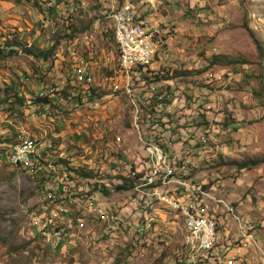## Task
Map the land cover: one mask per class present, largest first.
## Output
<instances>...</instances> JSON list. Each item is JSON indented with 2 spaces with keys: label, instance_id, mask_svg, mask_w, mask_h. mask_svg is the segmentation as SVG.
Segmentation results:
<instances>
[{
  "label": "rangeland",
  "instance_id": "rangeland-1",
  "mask_svg": "<svg viewBox=\"0 0 264 264\" xmlns=\"http://www.w3.org/2000/svg\"><path fill=\"white\" fill-rule=\"evenodd\" d=\"M83 1L74 0L76 8L70 12L68 0H0V46L16 38L20 25L22 40L51 49L49 59L57 53L65 56L54 65L17 49L0 60V140L6 135L13 140L36 138L41 156L34 161L39 171L12 167L0 156V264H185L182 217L155 203L150 211L156 221L140 231L141 217L131 219L136 210L124 213L118 205L126 206L137 198L136 193L131 188L114 190L135 167L123 156L130 158L142 147L134 121L147 133L153 120L160 122L158 139L163 145L165 124L172 126L170 142L186 138L182 144L190 154L183 160L188 162L190 177L205 188L213 187L208 204L218 223L222 253L234 255L243 264H264V161L237 166L243 160L264 158V56L260 57L257 45L264 49V0H156L160 3L149 12L157 23H148L160 30L154 29V37L160 41L162 60L169 62L163 67L165 76L172 78L158 90L180 91L192 114L183 113L178 101L171 112L165 108L152 112L158 103L155 99L139 106L137 118L128 95L105 94L101 87H97L98 95H89L69 75V65L76 58L71 51L87 53L89 43L98 50L97 42L103 41L105 33L104 39L110 37L105 49L112 51L113 59L101 65L109 71L101 69L102 74L111 75L117 68L118 48L108 11L100 15L102 33H97L93 23L98 16L82 18L76 11L98 10L102 4ZM138 1L116 0L114 6L127 2L136 10ZM18 7L20 18L13 16L18 15ZM57 9L64 10L65 17ZM81 40L89 43L81 46ZM215 54L243 61L214 64ZM51 80L59 91L66 90L65 96L74 93L76 98L64 101L62 110L52 106V120L38 119L36 90ZM171 98L165 101L171 103ZM194 126L202 127L205 141L189 143L195 135L189 128ZM117 135L122 138L117 152L102 144L111 145ZM88 142L94 150L90 172L83 162L89 155L82 144ZM115 155L122 156L123 162L114 160ZM65 174L68 182H64ZM62 182L65 191L57 193ZM100 188L109 190L102 192L107 196L103 198L107 213L89 210L90 202L96 201L90 196L101 193ZM49 191L58 197L51 200ZM47 214L65 227L61 243L43 238L35 224Z\"/></svg>",
  "mask_w": 264,
  "mask_h": 264
},
{
  "label": "built area",
  "instance_id": "built-area-1",
  "mask_svg": "<svg viewBox=\"0 0 264 264\" xmlns=\"http://www.w3.org/2000/svg\"><path fill=\"white\" fill-rule=\"evenodd\" d=\"M107 16L112 21L113 35L118 48L117 68L111 75L104 76V83L109 85V93L120 91L128 95L134 106L135 118H137L141 104L149 105L151 100L155 99L158 103L152 106V112L157 108H165L171 112L170 103L165 100L172 96L171 103L180 102V108L184 107L187 114H192L191 107L185 106L186 98L180 94V91H173L170 88L172 95L167 90L163 92L158 90L160 84L165 82H162V74L152 67V64L160 49V41L155 39L153 28L139 18L135 7L127 2L119 7L111 6ZM71 53L73 56L76 53V58L70 64L69 75L74 82L89 89L94 85V76L85 58L77 54V49H73ZM111 60L109 57L105 58L104 66ZM56 91L57 88L53 84L39 91L38 95L47 97L48 101L37 104L35 109L38 113L46 116L53 113L52 106L56 103L55 96H58ZM74 95L70 97V100L76 98ZM133 127L138 133V139L145 152L140 161L135 167H131L126 175L132 179L131 189L137 196L135 207L138 216L141 217V225L138 229L140 231L144 228L148 229L156 221L150 210L155 203H158L165 209L176 212L183 219L182 241L185 247L183 259L185 264H207L208 262L209 264H243L234 255L222 253L223 248L218 244V223L208 204V200L213 198L212 189L196 184L189 175L188 162L183 160L182 156L170 153L167 147L162 142L160 143L158 139L162 131L160 122L153 120L147 133H142L144 126L141 127V124L136 121ZM165 127L166 132L163 135L168 137L172 126L165 124ZM200 127L189 128L195 131L193 138L188 140L189 143L205 141ZM180 133L189 135L184 130H180ZM121 139V136L117 135L114 142L120 143ZM183 139L185 140L180 141L186 142V138ZM37 141L36 138H21L14 139L11 143H0V148H2L0 156L12 167L21 169L32 167L33 170L39 171L41 167L34 163L38 157H41L38 153ZM63 176L64 182L70 180L66 174ZM62 183L57 185V193L65 191V184ZM172 183L174 184L171 186ZM48 197L54 200L58 196L49 191ZM35 224L46 240L54 238L57 244L64 240L65 227L57 223L53 214L38 218ZM140 234L142 235L143 232ZM243 245H247V240H244ZM226 250L229 249L225 248Z\"/></svg>",
  "mask_w": 264,
  "mask_h": 264
},
{
  "label": "crops",
  "instance_id": "crops-1",
  "mask_svg": "<svg viewBox=\"0 0 264 264\" xmlns=\"http://www.w3.org/2000/svg\"><path fill=\"white\" fill-rule=\"evenodd\" d=\"M19 1V0H18ZM30 1H32V0H30ZM34 1V0H33ZM68 1H71L72 3H70L67 7H68V9L67 10H69L70 12H71V9H75L76 7L74 6V4H75V2H74V0H68ZM92 1H95V0H86V1H83L85 4H88V2H92ZM8 2V0H6V3ZM98 2L99 3H101L102 5L98 8V10H89V8H87L86 9V12H83V11H79V10H77L76 11V13L77 14H79V15H82V18H86V17H88V18H91V16H93V15H97L98 16V18L94 21V23H93V28H94V31L95 32H97V33H102L101 32V28H100V26H99V19H100V15H102V14H105L107 11H109V10H107L106 8L107 7H111V6H114L117 2H116V0H98ZM29 3V2H28ZM157 3H160V1H157L156 2V0H139L138 2H136L135 4V6H136V11H137V14H138V16H139V18L146 24V25H148V26H150V27H152L153 28V26L150 24V23H148V21H151L152 23H157V22H155L156 21V18L153 16V13L152 12H149V9H152L153 7H155V4H157ZM14 5V4H13ZM30 5V4H29ZM15 6V5H14ZM70 7H72V8H70ZM64 7H63V4H61V6H60V9H63ZM108 8V9H109ZM16 10V13L18 14V15H16V14H13V16L14 17H18V18H20V15H19V13L21 12L20 10H19V7L18 8H16L15 9ZM64 12V10L62 11V12H58V9H57V14H59V15H61L62 17H65V14L63 13ZM101 13V14H100ZM67 15V14H66ZM61 17V18H62ZM106 17H107V19H110L108 16H107V13H106ZM13 21H15V20H13ZM110 21H111V19H110ZM154 21V22H153ZM111 23H112V21H111ZM110 23V24H111ZM154 25H156V24H154ZM108 28H109V26H108ZM108 28H106V29H104L105 31H107V29ZM154 29H156L158 32H160V30L159 29H157V28H153V30ZM22 30V26H18V28H17V33L18 34H15V36H16V38H18V40H20V41H22V43H24L25 44V46H26V48H28V47H30L31 46V44H36L37 46H39V47H41L40 45H39V42H36V41H34V42H32V43H28L26 40H22L24 37H23V35H20V31ZM67 30H69V29H67ZM14 31H16V30H14ZM94 33V32H93ZM154 33H156L155 32V30H154ZM106 34V33H105ZM105 34H103L102 35V39H103V41L102 42H97V44H98V50H96V48H94V46L92 45V43H89L88 42V40H81V41H78L79 43H80V45L82 46L83 44H85V45H87L88 43V49H87V53L85 52H80L79 53V51H78V53H79V55H82L84 58H85V61H86V64H87V66L89 67V70H90V72L92 73V75L94 76V85H92L91 87H89V89H87V90H89L90 92H89V95H98V93H99V91L97 90V87H101L103 90H106L105 91V94H108L107 93V91H109L108 90V86H106V84L103 82L104 81V79H103V81H102V83H100L99 82V77L100 76H102L103 78H104V76L105 75H103L102 74V71H101V69H103V70H106L107 71V69L106 68H102V66L101 65H104V60H105V58H111V59H113V54H112V51H110V50H108V49H105V43H109L110 41H109V36L108 37H106V39H104V35ZM160 34V33H159ZM93 35V34H92ZM93 36H96V35H93ZM105 36H107V35H105ZM87 37V36H86ZM34 39H36V37L34 38ZM93 39V41H96V40H94V37L92 38ZM160 40H161V36H160ZM90 41V40H89ZM91 44V45H90ZM2 49H4V51H2L1 52V54H0V60H3V59H5V57H7L8 56V53L10 52V50H11V48H13L14 50H17V49H21L22 51H24L25 53H27L21 46H17V47H13V46H9L8 45V42H5V44H3L2 46H0ZM21 47V48H20ZM70 52V51H69ZM6 54V55H5ZM28 54V56L30 55V56H33V57H35L36 59H42V61H46V62H50V63H53L54 65H56V64H58V63H60V61L61 60H63L64 59V55L63 54H61V53H57V54H55V57H53L52 56V59H49V58H47V59H43V58H40V57H36V56H34L32 53H27ZM157 59H155V61L153 62V64H152V67H154V68H156V69H158L159 70V72L162 74V82H165V83H168L172 78H165L164 76H163V73H164V69L165 68H163L164 66H165V64L166 63H168L169 64V62H165V60H162V58H163V56H162V51H161V49H159L158 51H157ZM161 58V59H160ZM43 62V63H44ZM28 68H26L25 67V70H27ZM111 69V68H110ZM167 69V68H166ZM172 69H174V68H171V70ZM29 70H31V69H29ZM28 70V71H29ZM69 70H70V65H69ZM107 72H109V71H107ZM49 75H52V72H49L48 73ZM24 77H25V75H24ZM53 80H51V82H49L48 84H47V86L48 85H51V84H53V83H55V82H52ZM26 86V85H25ZM35 87H37L38 88V86H34V85H32L31 86V88H35ZM42 88H40V90L41 89H43V86H41ZM46 87V86H45ZM36 88V89H37ZM25 89L26 88H24V93H29V92H26L25 91ZM40 90H36L37 92V94H35L36 95V97H37V95H38V93H39V91ZM72 95H74V93H71ZM70 94V95H71ZM104 94V95H105ZM110 94V93H109ZM66 96V97H58V96H55V101H56V103H54V107H56V109H59V110H62L63 109V103H64V101H66V100H68V99H70V97L71 96ZM95 98V97H94ZM86 99H87V97H86ZM38 103V102H37ZM62 103V104H61ZM172 105H173V103H170V105H169V108L171 109V111L173 110L172 109ZM35 109V108H34ZM36 110V109H35ZM26 111H27V109H26ZM37 111V110H36ZM187 112V110L184 108V110H183V113H186ZM54 115V109H53V113L51 114V115H49V116H46V115H41L40 113H38L37 112V118L38 119H49V120H52V116ZM34 119H36V117L34 118ZM168 121H169V119H167ZM200 129L202 130V127H200ZM101 140V139H100ZM170 140H173V138L171 137L170 139L168 138V137H165V141L167 142V145H166V142H165V146L167 147V149L169 150V152L170 153H172V154H177V155H179V156H182L183 158L185 157L186 159L189 157V154L190 153H188V150L185 148H183V144H182V141H177V142H174V143H172V142H170ZM114 142V140H111L110 142ZM190 141V140H189ZM12 142V141H11ZM102 144H105L106 146H110V150L111 151H115V152H117V150H118V146L120 145V143H116V142H114V143H112L111 145H108V143H102ZM110 144V143H109ZM83 146H85V148H87L86 150H84V153H85V151H86V156L87 155H89L88 156V158H85L84 160H83V162L85 163V165L87 164L88 166L86 167L87 168V170H86V172H90V170L92 169V166L90 165V163L92 162V159H93V149L91 148V143H89L88 142V144L87 143H84V144H82ZM112 145H117V148H113L112 147ZM187 145V144H186ZM100 152H101V150H100ZM103 152V151H102ZM144 150H143V148L141 147L140 148V150H137V151H134V152H132L131 153V157L130 158H132L133 160H131L130 158H128V156H127V158H126V156H123V157H125L124 159H125V161H133L134 163H135V165L140 161V159H141V157L144 155ZM125 154H126V152H125ZM114 160H121L122 162H123V159H122V156H120V155H115L114 156V158H113ZM71 164L74 166V165H76L75 164V162H71ZM81 165H83V164H81ZM87 176H89V175H87ZM90 176H92V175H90ZM174 183H172L171 184V186L173 185ZM209 188H213V187H209ZM100 190V189H99ZM131 191H132V189H131ZM130 191V192H131ZM100 194V195H99ZM95 193V195H91L90 197L92 198V199H94V196H95V198H96V201H92V202H90V204L92 205V207L90 206V209L89 210H96L97 209V211H99L100 213H107V211H109V208H108V205H106L105 203H104V200H103V198H106L107 199V196H103V194H102V192L101 193ZM109 196V195H108ZM97 204H99V205H97ZM105 204V205H104ZM123 204H125V203H123V202H118V205H121L120 207H121V212H124V211H128V210H130V212H132V210H136V207H135V205H136V201H135V199L133 200V201H131V202H129V203H127V205L126 206H122ZM101 205V206H100ZM98 206H100L99 208H97ZM135 208V209H134ZM103 210V211H102ZM125 213V212H124ZM135 215H138V211L136 210L135 211V214L131 217V219H134V216ZM105 218H108V215H106V216H104L103 215V219H105ZM64 246H65V244H64ZM64 248V247H63ZM71 249V248H70Z\"/></svg>",
  "mask_w": 264,
  "mask_h": 264
},
{
  "label": "trees",
  "instance_id": "trees-1",
  "mask_svg": "<svg viewBox=\"0 0 264 264\" xmlns=\"http://www.w3.org/2000/svg\"><path fill=\"white\" fill-rule=\"evenodd\" d=\"M8 45L9 46H13V47L21 46L27 53H32L34 56L40 57V58H43V59L49 58V55L52 53L51 49L43 50V49H41L39 46H37L34 43L31 44L30 47L26 48L25 44L22 43V41L18 40L17 38H14V39L10 40L8 42ZM257 45H258L259 50H260V57H263L264 56V49L259 44H257ZM13 50L14 49L11 48L10 52L8 53V55H10L13 52ZM1 52H2V50L0 49V54H1ZM239 61H243V60L242 59L231 58V57H228L226 55H221V54H215L211 58V63H214V64H217V63L219 64V63H223V62L235 63V62H239ZM165 75H166V72L163 74V76L165 78H167ZM169 75H170L169 77H172L173 74H171L169 72ZM60 93H61V95H60ZM56 94H58L59 98L60 97H66L65 96L66 95V90L62 89V90L59 91L57 89ZM69 95H70V93H69ZM20 99L21 98H19V101H20ZM35 101H37L38 103L39 102L45 103L46 101H48V98L47 97H40L39 95H37V97L35 98ZM11 141H13V137H9L8 135L2 136L1 140H0L1 143H11ZM1 150H2V148H0V151ZM263 161H264V158H255V159H250V160H243L242 162L237 163V166H238V168L249 167L251 165H255V164H258V163L263 162ZM36 174H37V172H36ZM87 175H89V174H85V176H87ZM130 188H132V179L127 177V176H125L123 178V181H122L121 184L115 185L114 190L120 191V190H123V189L127 190V189H130ZM100 191L103 192L104 194H108L109 193V190H107L106 188H100Z\"/></svg>",
  "mask_w": 264,
  "mask_h": 264
}]
</instances>
